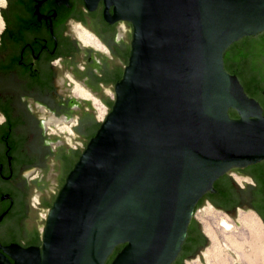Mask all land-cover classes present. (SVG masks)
<instances>
[{"label": "water", "instance_id": "water-1", "mask_svg": "<svg viewBox=\"0 0 264 264\" xmlns=\"http://www.w3.org/2000/svg\"><path fill=\"white\" fill-rule=\"evenodd\" d=\"M104 2L109 22L132 26L113 106L48 209L40 246L2 248L0 264H105L118 246L110 264H172L199 199L264 161L263 110L223 62L264 31V0Z\"/></svg>", "mask_w": 264, "mask_h": 264}, {"label": "flooded vegetation", "instance_id": "flooded-vegetation-1", "mask_svg": "<svg viewBox=\"0 0 264 264\" xmlns=\"http://www.w3.org/2000/svg\"><path fill=\"white\" fill-rule=\"evenodd\" d=\"M106 13L110 19L113 6L106 7L104 0L93 6L87 0L5 1L0 31V253L11 245L40 246L38 234L25 237L30 234L28 220L51 207L111 111L115 85L130 56L132 26L109 22ZM263 178L264 161L220 177L195 205L172 264L213 263V257L204 258L211 240L196 217L206 208L237 232V212L243 210L264 232ZM239 239L241 250L226 251L224 264H264V243L255 255L258 241L251 232Z\"/></svg>", "mask_w": 264, "mask_h": 264}, {"label": "trees", "instance_id": "trees-1", "mask_svg": "<svg viewBox=\"0 0 264 264\" xmlns=\"http://www.w3.org/2000/svg\"><path fill=\"white\" fill-rule=\"evenodd\" d=\"M223 62L225 71L237 77L245 94L259 102L264 115V31L230 45L224 52ZM229 116L237 118L233 110H229ZM121 247H116L105 264H110Z\"/></svg>", "mask_w": 264, "mask_h": 264}, {"label": "bare ground", "instance_id": "bare-ground-1", "mask_svg": "<svg viewBox=\"0 0 264 264\" xmlns=\"http://www.w3.org/2000/svg\"><path fill=\"white\" fill-rule=\"evenodd\" d=\"M204 213L205 215L201 218L204 219L208 217L210 221L217 222L218 224H220V227L222 228V231L219 233V238H221V241L219 244L211 228L203 220H201L205 228V233L208 235V237H210V240L212 242V248L208 250L207 253H205V257H204L207 261H209V258L213 257V263L211 262V264H224L225 263L224 261L225 255L221 254L224 251L225 247H229L233 249L235 252H239L241 250L239 246L240 244L234 243L233 237H232V236L239 235L238 232L241 229L244 231L251 232V234L257 239L258 242H257V246L256 247L254 246L255 247L254 254L256 255L257 253L258 255L259 253H261L259 251L262 246L260 245L261 242L262 244L264 243V232L261 230L259 224L257 223L256 219L254 218L252 214L250 213H246V214L240 213L239 214L238 222L241 225V229L238 230L237 232V230L232 228V225L227 224L224 219L218 218L217 215L211 212V210H207ZM45 217H47V215ZM229 232L232 235H229L230 234Z\"/></svg>", "mask_w": 264, "mask_h": 264}, {"label": "rangeland", "instance_id": "rangeland-1", "mask_svg": "<svg viewBox=\"0 0 264 264\" xmlns=\"http://www.w3.org/2000/svg\"><path fill=\"white\" fill-rule=\"evenodd\" d=\"M5 1L6 0H0V31H1V25H2V20H1L2 19V11L5 7ZM207 210H209V209L206 208L204 211L201 210L198 214H196L197 220L201 223V227L203 228L204 232H205V228H204V225H203L201 220H203L211 228L215 237H219V233L222 231V228L219 226V224L217 222L210 221V219L208 217H206L204 219L201 218L205 215L204 212H206ZM47 211H48L47 208H44L43 211L42 210L37 211L34 214V216L28 220V230H29L30 234L28 233L25 237L29 238L33 233L38 234L39 238L41 237L43 227H44V223H45V218H46L45 216L47 215ZM214 226H216L217 228H214ZM263 249H264V247L262 248V250Z\"/></svg>", "mask_w": 264, "mask_h": 264}, {"label": "built area", "instance_id": "built-area-1", "mask_svg": "<svg viewBox=\"0 0 264 264\" xmlns=\"http://www.w3.org/2000/svg\"><path fill=\"white\" fill-rule=\"evenodd\" d=\"M45 216V215H44Z\"/></svg>", "mask_w": 264, "mask_h": 264}]
</instances>
